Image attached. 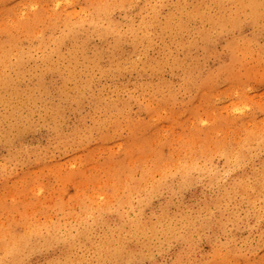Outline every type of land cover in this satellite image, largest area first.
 <instances>
[{
	"label": "bare ground",
	"instance_id": "6f19581e",
	"mask_svg": "<svg viewBox=\"0 0 264 264\" xmlns=\"http://www.w3.org/2000/svg\"><path fill=\"white\" fill-rule=\"evenodd\" d=\"M78 5L85 17L75 4L73 12L21 21L27 48L10 29L0 30V86L13 82L11 70L22 79L15 70L33 50L42 60L35 85L0 88V122L17 132L3 139L22 167L31 156V166L54 169L60 162L48 163L45 154L49 159L60 148L86 150L90 160L99 148L107 154L85 166V180L74 163L64 178L55 172L61 184L79 178L74 196L61 192L51 208L28 203L17 223L0 226V264H196L209 259H198L203 244L209 264H264L251 240L253 225L237 237L254 220L256 244L264 245V98L256 101L248 85L256 76L264 85V0ZM56 30L58 36L48 35ZM214 95L224 106L211 103ZM44 96L55 108L43 104ZM36 110L51 131L42 148L31 150L24 138ZM66 112L77 116L72 124ZM184 117L194 128L173 136ZM120 131L128 134L120 149L136 148L122 150L123 159L113 145ZM30 176L21 183L32 190L37 181L27 182ZM128 195L138 197L135 204ZM185 195L197 196L194 205Z\"/></svg>",
	"mask_w": 264,
	"mask_h": 264
},
{
	"label": "rangeland",
	"instance_id": "374dc122",
	"mask_svg": "<svg viewBox=\"0 0 264 264\" xmlns=\"http://www.w3.org/2000/svg\"><path fill=\"white\" fill-rule=\"evenodd\" d=\"M130 1V0H128ZM85 0H0V30H3L5 28L10 29L11 33L13 36H15L20 42L23 43V48L29 47V43H27L28 40H26L25 37V32L19 28V25L22 23H31L33 19H35L36 15H54L55 13L63 15L65 12H73V5L77 4L76 8V13L83 15L82 11H80V8L78 7V4H84ZM45 10V11H43ZM80 11V12H79ZM55 16V15H54ZM138 23V22H136ZM54 33L56 36L59 35V31H52L49 32V34ZM1 35L5 36L3 33L0 32ZM95 43L98 44V40H95ZM20 51L24 52L20 48H18ZM26 51V50H25ZM49 51V49H48ZM63 54L66 55L67 51L66 49H63L62 51ZM32 56L30 57V61L27 63V55L24 56V65H21L19 68L16 69V66L13 67L16 69L15 71H23V75L21 78H17V76L14 74V71H8L10 76H12L13 82H8L0 88H5L8 93H11L10 91L12 90V85L18 84L19 87L21 86H31L32 84L35 85L36 82V77L35 74L39 72L38 70L41 69V52L37 51H32L31 52ZM55 58V56H54ZM16 61L15 56H12V63ZM200 61H205L201 59ZM205 64L210 67L212 65V62L209 61L206 62ZM23 66V67H22ZM22 68V69H21ZM19 69V70H18ZM87 73V71L85 72ZM94 75H97L96 72H93ZM249 87L252 89V94L253 97H255L256 101H259L260 97L264 98V85L261 79L256 76L254 77L250 82H249ZM106 90H109V85L105 86ZM4 93V92H3ZM8 99H10V96H6ZM186 100H189V96H180V99L184 98ZM21 99L16 98L12 100V103L14 105H19ZM43 104L46 105L48 109L55 108V105L53 100H45V96L43 99ZM49 102V103H47ZM51 103V104H50ZM213 105L216 107L220 105V107L224 106V98L222 95H214V98L211 102ZM49 104L50 106H47ZM42 105V104H41ZM53 105V106H52ZM0 111L3 112V106H0ZM83 111V110H82ZM138 110L134 108L131 111V116L133 117H138ZM222 114L228 118L232 119L235 115H230L228 114L225 110L221 111ZM67 113V112H66ZM237 115V114H236ZM77 117L73 114H66V123L67 124H72L74 122V117ZM211 116V115H210ZM209 116V117H210ZM142 117V116H141ZM205 120V119H204ZM9 122V121H8ZM183 127L180 128V126H175L176 129L171 133L175 137H184L189 130L193 129V119H189L187 117H184L182 120ZM211 124L209 121L205 123V128L208 127L207 125ZM34 126L32 127L33 129L30 130L31 132L28 131V133L25 135L24 141L25 144L31 149H39L42 148L45 144V141L47 139V136L50 133V126L47 123H43L42 118L40 117V114L38 110L34 112ZM45 125H48L47 128ZM5 128V129H4ZM49 129V130H48ZM7 127L5 122H0V226L4 225L5 228H8L11 223H17L22 217L23 213L25 212L24 208L25 206L30 203L34 205H43L44 207L47 206L49 208L53 207L54 201H56V198L59 199V194L63 192L65 195L69 196H74L76 190L74 187V182H79V178L77 180L72 179V181L65 182L64 184H61L62 181L59 178L57 180L55 179V172L59 170V174L61 178H64L68 171L71 169H75L79 167L83 171L81 172L80 176H83L84 178V173L87 171L88 172V167L87 169L85 166L93 165L95 161H97L99 158L101 159L102 157H105L107 153H105L103 150L99 148L98 154L96 158L91 159V156L88 155V152L83 149H75L73 152L70 153L67 150H63L62 148L53 150V152H50V158H46L45 154V161L51 162L52 159H56L57 162H60L58 166L56 167L55 162L53 161L54 169L46 168L43 169V165H32L31 163V156H30V161L28 162V166L22 167L21 163H18L19 160L15 159L12 160L14 155V150L12 148H9V145L6 143V140L3 139L5 136V133L10 135L11 137L16 135V131L12 132H7ZM35 130V131H34ZM34 131V132H33ZM47 133H46V132ZM119 131V130H118ZM43 132V133H42ZM121 132V131H120ZM46 133V134H45ZM122 134L118 136V139L116 140L117 143L113 144L115 146V152L118 154L121 151L122 154V159L124 158L125 153L122 151L124 149H120V143L121 141L126 138L127 132H121ZM236 133V132H235ZM164 134V133H163ZM128 135V134H127ZM218 136H222L221 134H218ZM5 141V142H4ZM7 147V148H6ZM130 152H136L135 146L127 147ZM132 148V149H131ZM133 150V151H132ZM76 151V152H75ZM8 152V153H7ZM83 153L85 155H83ZM124 153V154H123ZM12 154V155H11ZM81 154V155H80ZM9 156V157H8ZM12 156V157H11ZM75 156V157H74ZM101 156V157H100ZM65 157H68L69 159H63ZM89 157V158H88ZM98 157V158H97ZM22 159L25 160V157ZM85 159V160H84ZM97 159V160H96ZM70 160V161H69ZM94 160V161H93ZM82 161V162H81ZM89 161V162H88ZM93 162V163H92ZM72 163H74L72 165ZM72 165V167H71ZM71 167V169H70ZM89 173V172H88ZM31 175L27 180V182H30L31 180H36L37 184L36 187H34L32 190L27 187V185H23L21 183V180H25L27 175ZM58 174V173H56ZM58 174V175H59ZM79 176V177H80ZM24 178V179H23ZM3 182V183H2ZM2 184V185H1ZM85 185V184H84ZM23 188H25L27 191H23ZM28 188V189H27ZM108 194L112 192V189L110 187L107 188L105 191ZM117 192V191H116ZM118 193V192H117ZM123 193V190H120V194ZM128 193V192H127ZM201 193V192H197ZM107 194V195H108ZM113 194V193H111ZM125 194V193H124ZM200 196V195H198ZM184 197V202L187 205H194V200L197 197H190V196H183ZM138 197L135 195H128L125 199L128 200L130 204H135L136 199ZM132 202V203H131ZM29 209V208H28ZM37 208L32 206L30 208V216L31 212H36ZM41 214H44L41 211ZM13 220V221H12ZM11 222V223H10ZM9 223V224H8ZM248 224L253 225V233L251 236V240L253 242V246H255L256 252L262 256L264 254V245L263 246H257L258 242V233L256 232L257 226L254 224V220H250L249 223L244 222L243 225L241 226L240 230L238 231L237 237H245L247 236L248 233ZM206 235H210L209 232H206ZM225 239V236H223V240ZM173 244V243H172ZM174 244L171 246V252L172 254L167 256L164 260L166 263H170L171 260L173 259V249H174ZM173 247V248H172ZM176 250V246H175ZM210 247L207 246L206 244L202 245V256H199L198 259L199 261L202 260V257H207L209 259H206L205 261H201L196 264H209L211 261V255L209 253ZM243 253L246 251L243 249ZM204 262V263H203ZM140 264H147L146 262H142Z\"/></svg>",
	"mask_w": 264,
	"mask_h": 264
}]
</instances>
